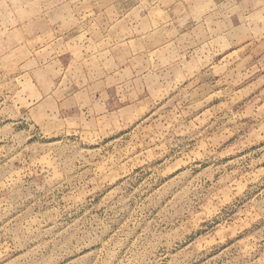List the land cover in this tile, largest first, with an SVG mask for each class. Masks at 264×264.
Listing matches in <instances>:
<instances>
[{
  "label": "rangeland",
  "instance_id": "rangeland-1",
  "mask_svg": "<svg viewBox=\"0 0 264 264\" xmlns=\"http://www.w3.org/2000/svg\"><path fill=\"white\" fill-rule=\"evenodd\" d=\"M0 264H264V0H0Z\"/></svg>",
  "mask_w": 264,
  "mask_h": 264
}]
</instances>
